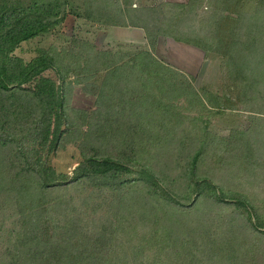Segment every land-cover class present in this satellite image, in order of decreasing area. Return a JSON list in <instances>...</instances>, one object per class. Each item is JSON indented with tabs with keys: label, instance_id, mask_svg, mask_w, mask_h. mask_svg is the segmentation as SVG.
I'll list each match as a JSON object with an SVG mask.
<instances>
[{
	"label": "trees",
	"instance_id": "obj_1",
	"mask_svg": "<svg viewBox=\"0 0 264 264\" xmlns=\"http://www.w3.org/2000/svg\"><path fill=\"white\" fill-rule=\"evenodd\" d=\"M247 1L0 0V210L13 209L19 228L0 264H264V0L251 12ZM69 15L141 29L149 48L74 37L29 60L16 54ZM161 36L229 60L236 101L159 59ZM72 75L92 90V110L71 102ZM179 98L251 112L247 129L182 139L195 145L183 186L163 170ZM69 145L80 152L71 174L51 163Z\"/></svg>",
	"mask_w": 264,
	"mask_h": 264
},
{
	"label": "rangeland",
	"instance_id": "obj_2",
	"mask_svg": "<svg viewBox=\"0 0 264 264\" xmlns=\"http://www.w3.org/2000/svg\"><path fill=\"white\" fill-rule=\"evenodd\" d=\"M84 1L73 0V3L74 6H80L83 9ZM156 1L186 2L187 0H135V3L136 5H139V3L142 5H153ZM204 1L203 8L205 9L211 0ZM256 3L257 0H248L245 5V10L250 12L255 11ZM112 28L106 29L97 24L89 23L85 19L69 15L61 28L56 29L55 32L50 34L25 41L17 49L16 54L29 60L36 55L37 49L41 47L68 48L71 46V39L74 37L89 41L99 50L114 49V51H124L137 48H149L143 30L131 27L121 28L120 30H114ZM154 53L159 59L190 77L197 90L205 87L209 91L208 93L221 95L225 103H228V99L231 103L236 101L237 89L233 82V73H231L233 70L231 71L229 60H226L222 54L218 52L206 54L203 50L195 46L164 36L159 38ZM47 75L56 76L53 71H48ZM83 83L78 82L76 75L70 77L68 85L71 90V102L75 107L92 110L95 105V96L89 93L92 90L88 88L86 83ZM156 91H159L157 93L159 97L161 90L156 89ZM203 96L206 97L205 95ZM173 103L176 105L175 110L177 112L175 113H178V115L168 116L165 121L174 126L172 129L170 125H167V128L175 131L173 133L176 134L175 142L177 146H175L176 149L172 153V157L169 160L163 161L168 167V170L166 168L163 170L168 171V176L177 178V185L183 186L186 184V180H184V177L181 178L182 173H185L188 156L195 152V145L191 143V148L187 149L182 139L187 135L193 137L199 136L205 130L210 133L211 138L214 135L216 138H219L218 136L220 135L227 136L232 130L247 129L251 125L249 118L251 117V112L243 110V105L241 107L238 105L242 110H238L239 108L217 110L209 106L208 108L202 107L198 103L193 104L191 108L183 98L173 100ZM158 122L162 123V120H158ZM215 148H213V151ZM104 151L106 152L107 150ZM79 153L77 147L69 145L56 152L51 158V163L58 171L71 174L79 163ZM214 153H219V150L214 151ZM217 156H220V154L214 158L211 157L207 161L209 163L211 160L215 161ZM201 168L203 169L204 167L202 166ZM206 169L208 168L205 167ZM212 171L214 172V168ZM260 179L264 182V169L261 171ZM259 205H262L264 209V199ZM5 212L2 214L0 210V253L11 243L9 239L14 238L15 231L17 229L19 230L15 222L16 216L13 214V209L7 208Z\"/></svg>",
	"mask_w": 264,
	"mask_h": 264
},
{
	"label": "crops",
	"instance_id": "obj_3",
	"mask_svg": "<svg viewBox=\"0 0 264 264\" xmlns=\"http://www.w3.org/2000/svg\"><path fill=\"white\" fill-rule=\"evenodd\" d=\"M122 27H113L112 29H114V30H120Z\"/></svg>",
	"mask_w": 264,
	"mask_h": 264
}]
</instances>
